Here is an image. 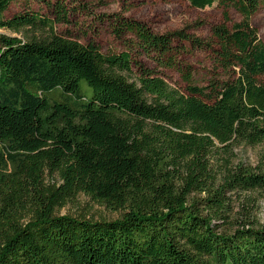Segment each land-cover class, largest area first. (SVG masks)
I'll return each instance as SVG.
<instances>
[{
    "label": "trees",
    "instance_id": "obj_1",
    "mask_svg": "<svg viewBox=\"0 0 264 264\" xmlns=\"http://www.w3.org/2000/svg\"><path fill=\"white\" fill-rule=\"evenodd\" d=\"M10 2L0 29L24 39L0 34V264H264V44L251 23L264 0H187L224 9L208 38L116 15L126 49L110 55L35 15L5 19ZM186 45L208 56L203 86ZM80 196L118 217L60 214Z\"/></svg>",
    "mask_w": 264,
    "mask_h": 264
},
{
    "label": "rangeland",
    "instance_id": "obj_2",
    "mask_svg": "<svg viewBox=\"0 0 264 264\" xmlns=\"http://www.w3.org/2000/svg\"><path fill=\"white\" fill-rule=\"evenodd\" d=\"M223 10L217 2L210 7L197 9L189 6L187 0H11L4 12V18L9 19L20 14L35 15L50 21L57 35L75 39L81 44L94 42L102 54L110 55L126 49L125 41L116 39L112 34L111 24L116 15L142 22L157 34L185 30L197 37L208 38L211 27L222 22ZM227 12L232 21L240 19L232 8H228ZM251 23L264 44V6L252 17ZM45 31L42 28L37 32L39 36H44ZM0 34L24 39L22 34L9 30L0 29ZM186 46L189 54L182 57L183 62L191 67L194 82L203 86L208 77V56ZM138 61L153 70L170 87L185 92V84L176 71L159 68L144 56H139ZM256 80L264 86V75L258 76ZM255 153V149L247 147L234 150L236 159L251 165L255 163ZM60 214L86 216L94 220L118 217L117 212H111L84 196L61 209ZM256 215L261 221L264 220L263 203L256 209Z\"/></svg>",
    "mask_w": 264,
    "mask_h": 264
}]
</instances>
